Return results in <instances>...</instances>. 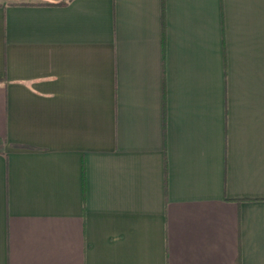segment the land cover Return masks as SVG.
Instances as JSON below:
<instances>
[{
    "label": "crops",
    "instance_id": "crops-1",
    "mask_svg": "<svg viewBox=\"0 0 264 264\" xmlns=\"http://www.w3.org/2000/svg\"><path fill=\"white\" fill-rule=\"evenodd\" d=\"M236 261L264 264V0H0V264Z\"/></svg>",
    "mask_w": 264,
    "mask_h": 264
},
{
    "label": "trees",
    "instance_id": "trees-1",
    "mask_svg": "<svg viewBox=\"0 0 264 264\" xmlns=\"http://www.w3.org/2000/svg\"><path fill=\"white\" fill-rule=\"evenodd\" d=\"M57 3H58L57 1L49 2V4H57ZM235 264H239L238 261H236Z\"/></svg>",
    "mask_w": 264,
    "mask_h": 264
}]
</instances>
